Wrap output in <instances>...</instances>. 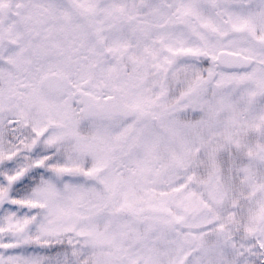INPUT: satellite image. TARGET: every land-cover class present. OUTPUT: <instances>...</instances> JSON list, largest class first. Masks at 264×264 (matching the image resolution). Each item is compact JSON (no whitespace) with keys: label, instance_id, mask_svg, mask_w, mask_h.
I'll list each match as a JSON object with an SVG mask.
<instances>
[{"label":"snow or ice","instance_id":"6c2138e0","mask_svg":"<svg viewBox=\"0 0 264 264\" xmlns=\"http://www.w3.org/2000/svg\"><path fill=\"white\" fill-rule=\"evenodd\" d=\"M0 264H264V0H0Z\"/></svg>","mask_w":264,"mask_h":264}]
</instances>
